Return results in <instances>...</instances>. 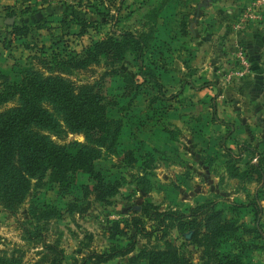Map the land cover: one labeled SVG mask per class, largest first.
<instances>
[{"label": "rangeland", "instance_id": "obj_1", "mask_svg": "<svg viewBox=\"0 0 264 264\" xmlns=\"http://www.w3.org/2000/svg\"><path fill=\"white\" fill-rule=\"evenodd\" d=\"M9 1L0 0V71L10 73L11 79H16L18 66L32 65L41 71L60 69L76 84L91 82L104 70V57L64 70L56 59L67 49L80 51L90 41L130 31L146 37L143 63L156 72L165 100L153 101L154 89L140 84L132 97L121 100L127 106L123 113L107 110L108 116L122 113L116 155L96 159L93 167L104 180L119 181L115 194L93 200L83 173L76 174L77 185L68 192L29 190L13 213L0 207V252L20 253L25 264H35L42 254L48 255L42 262L56 257L45 249L54 245L65 264H92L95 253L107 257L101 264H125L139 250L162 249L169 242L190 264H200L199 249L184 238L188 230L180 233L179 223L193 221L204 231L225 219L236 229L221 239L219 251L240 257L243 264H264V139L256 136L246 142L230 135L233 124L228 120L239 110L236 102L246 97L227 85V73L237 67L233 40H228L226 28L214 27L227 9L233 15L250 0L237 7L226 0H32L4 5ZM24 5L31 11L22 12ZM62 17L70 21L66 31ZM36 20H45L50 28H34ZM12 24L28 26L27 36L17 39L8 33ZM116 67L136 78L130 54ZM112 83L114 91L122 86L120 80ZM232 83L242 86L237 77ZM247 108L240 117L249 121ZM71 139L82 141V136L69 134L64 141ZM129 149L132 164L126 156ZM257 161L260 175L247 172ZM41 202L55 203L59 216L33 222L28 206ZM142 206L145 211H140ZM163 210L182 215L155 214Z\"/></svg>", "mask_w": 264, "mask_h": 264}, {"label": "trees", "instance_id": "obj_2", "mask_svg": "<svg viewBox=\"0 0 264 264\" xmlns=\"http://www.w3.org/2000/svg\"><path fill=\"white\" fill-rule=\"evenodd\" d=\"M24 6L22 12L31 11L29 5ZM63 21L62 17L60 22ZM69 22L64 21L65 31ZM85 27L82 23L79 29L83 31ZM34 28L46 30L50 27L45 20H36ZM28 30V26L12 24L8 33L22 39L27 36ZM117 36L90 41L80 51L67 49L61 60L56 59L55 63L63 65L64 70V67L82 68L98 56L104 57V70L91 82L76 84L62 76L64 71L60 69L41 71L32 65L18 66L16 79H11L10 73L0 71V207L4 211L13 213L29 190L46 188L70 191L73 185H77V173L87 176L93 200L105 201L117 192L119 181L104 180L101 172L94 169L93 162L116 155L117 138L123 126L121 115L127 109L126 105H120L121 100L132 97L140 84L154 89L153 101L165 100L156 72L143 63L147 47L144 34L124 31ZM40 48L43 49V46ZM127 53L136 65L135 79L116 67ZM116 80H120L122 86L114 91L111 85ZM113 108L120 109L122 113L116 117L108 116L107 110ZM69 134H80L82 141H64ZM126 156L130 164L135 162L131 149L126 151ZM261 170L257 161L251 163L246 171L260 175ZM82 188L88 191L87 186ZM140 190L146 188L140 186ZM140 211H145V207H140ZM59 214L60 210L53 202L28 206V215L33 222L46 223ZM155 214L168 217L182 215L179 211L164 210L155 211ZM256 214L257 211H254L255 218ZM136 221L137 218L133 217L132 222L135 224ZM235 226L223 219L218 227H206L204 231L195 228L193 221L180 222L178 228L180 233L183 230L190 232L187 239L199 249L200 264H243L240 257L222 253L218 249L221 239L235 231ZM116 228V224H113L111 236H115ZM254 230L259 231L257 227ZM45 249L56 257L42 262L41 259L48 256L45 253L35 264H65L59 248L47 245ZM129 251L128 247L123 253ZM92 256L95 258L92 264H101L107 258L103 253ZM140 260L143 264H190L189 257L169 242L162 249L139 250L125 264H137ZM0 264L25 263L20 253L6 255L0 252Z\"/></svg>", "mask_w": 264, "mask_h": 264}, {"label": "crops", "instance_id": "obj_3", "mask_svg": "<svg viewBox=\"0 0 264 264\" xmlns=\"http://www.w3.org/2000/svg\"><path fill=\"white\" fill-rule=\"evenodd\" d=\"M37 1L40 3V0ZM226 1H229V5L237 7L240 4L246 3L248 0ZM15 2L17 1L10 0L9 2L4 3V5L15 4ZM9 10H11V8ZM230 10L231 9L226 10L224 17L219 20L220 22L216 21V26L214 27L226 28L227 33H229L228 40L230 38L233 40V44L231 46L234 48L232 49V56H234V60H237L236 53H234V51L236 52L237 48H240L249 61V72L244 77L240 78V80H242V86L236 87V85L232 83V80L235 78L234 76L226 79L229 80L227 85L230 86V89L234 92L242 91L246 97L244 101L236 102V107L239 106V108L237 107L239 110L235 111V115L228 120L233 124L230 129V135H237L241 141L246 142L256 136H262V139H264V9L263 20L260 23L245 24L244 26H246V30H240L238 33L234 30L237 28H233V25L238 17L239 10L233 15L229 14ZM221 20H223V22ZM212 23H214V21L211 22V25ZM249 25H257V27L256 29H253L249 27ZM246 108L250 109V112L248 113L251 119L249 121L240 117L242 113L245 114L246 112L245 110L243 112L241 110ZM254 116H256V120H254ZM257 116L262 117L259 118Z\"/></svg>", "mask_w": 264, "mask_h": 264}, {"label": "built area", "instance_id": "obj_4", "mask_svg": "<svg viewBox=\"0 0 264 264\" xmlns=\"http://www.w3.org/2000/svg\"><path fill=\"white\" fill-rule=\"evenodd\" d=\"M264 0H250L238 12L233 28L243 27L245 24H256L263 20ZM237 67L227 73V78L244 77L249 72V61L240 48L236 50Z\"/></svg>", "mask_w": 264, "mask_h": 264}, {"label": "water", "instance_id": "obj_5", "mask_svg": "<svg viewBox=\"0 0 264 264\" xmlns=\"http://www.w3.org/2000/svg\"><path fill=\"white\" fill-rule=\"evenodd\" d=\"M189 234H190V232H188V233H184V237L187 239V238H189Z\"/></svg>", "mask_w": 264, "mask_h": 264}]
</instances>
